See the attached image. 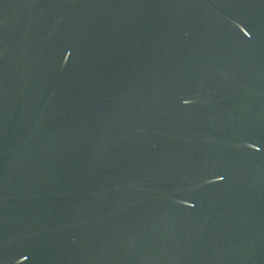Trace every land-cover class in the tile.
Returning <instances> with one entry per match:
<instances>
[{
    "label": "water",
    "instance_id": "1",
    "mask_svg": "<svg viewBox=\"0 0 264 264\" xmlns=\"http://www.w3.org/2000/svg\"><path fill=\"white\" fill-rule=\"evenodd\" d=\"M0 264H264V0H0Z\"/></svg>",
    "mask_w": 264,
    "mask_h": 264
}]
</instances>
